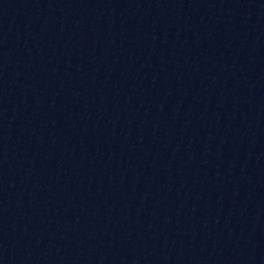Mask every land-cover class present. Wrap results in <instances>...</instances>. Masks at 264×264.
I'll return each mask as SVG.
<instances>
[{
  "label": "water",
  "instance_id": "95a60500",
  "mask_svg": "<svg viewBox=\"0 0 264 264\" xmlns=\"http://www.w3.org/2000/svg\"><path fill=\"white\" fill-rule=\"evenodd\" d=\"M0 264H264V0H0Z\"/></svg>",
  "mask_w": 264,
  "mask_h": 264
}]
</instances>
